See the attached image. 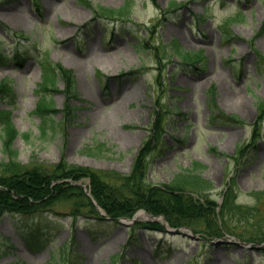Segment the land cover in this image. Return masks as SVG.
I'll return each mask as SVG.
<instances>
[{
  "label": "rangeland",
  "instance_id": "374dc122",
  "mask_svg": "<svg viewBox=\"0 0 264 264\" xmlns=\"http://www.w3.org/2000/svg\"><path fill=\"white\" fill-rule=\"evenodd\" d=\"M90 1L126 6L122 14L97 18L82 0H0V11L19 2L24 20L18 25L0 14V82L8 79L12 89L0 95V110L11 112L20 131L14 141L19 160L50 168L64 157L130 174L163 114L165 129L153 141L148 179L174 183L198 161L213 183L211 198L219 201L233 177L237 201L256 205L264 217V202L250 194L264 190V121L260 136L253 131L264 102V0ZM238 13L243 17L232 23L228 39L226 21ZM175 44L205 60L183 65ZM46 58L72 70L75 89L69 94L60 76L56 88L46 90L56 110L46 115L41 133L35 109L44 94ZM221 111L245 123L212 122L210 115ZM242 146L244 155L238 154ZM80 181L89 187V178ZM72 207L63 200L39 213L4 214L0 264H264V246L239 244L235 235L209 243L168 225L171 231L133 229L128 219L98 218L87 208L73 219Z\"/></svg>",
  "mask_w": 264,
  "mask_h": 264
},
{
  "label": "trees",
  "instance_id": "16d2710c",
  "mask_svg": "<svg viewBox=\"0 0 264 264\" xmlns=\"http://www.w3.org/2000/svg\"><path fill=\"white\" fill-rule=\"evenodd\" d=\"M82 1L92 6L89 0ZM124 8L125 6H122L117 10L99 5L94 7V10L96 17L106 18V16L122 14ZM241 19L242 15L239 13L236 17L227 20L225 29L228 39L232 36L230 33L232 23ZM173 51L186 66H194L205 60L203 53L188 51L179 44L174 45ZM60 76L68 82L67 91L72 94L75 89V77L72 70L64 67L61 62H53L50 58H46L42 63L41 90L55 89ZM11 92L10 81L6 79L0 82V95L12 94ZM213 103L216 105L215 97ZM50 110L56 109L45 92L40 96L35 109V112L41 116V133H44L47 127L46 115ZM162 117L163 114L159 116V122L156 121L153 135L136 155L130 174H121L72 164L64 157L50 168H46L42 163L34 166L23 164L18 158L19 154L14 145L20 132L12 122L11 112L0 110L4 154V158L0 159V219L7 213L22 215L39 213L63 200L72 201L71 214L74 217L83 215L81 208H87V213L100 218L96 206L84 190L64 181L87 177L90 181L91 195L112 219L122 216L131 217L137 209L144 208L152 214L164 215L172 226L191 227L204 239L230 233L248 241H264V228H261L264 217L258 214L256 205L237 201L235 179L228 181L222 202L211 198L210 193L207 192L213 188V183L202 175L201 170L204 165L198 161L189 170L180 173L174 183L154 184L148 179V156L156 148L153 141L160 140L165 129ZM211 119L212 121L221 119L223 122L245 123L238 115H229L222 111L219 114L213 113ZM263 121L264 102L261 105V114L253 125L254 135H261ZM245 151L246 149L242 146L238 154L244 155ZM250 194L257 203L264 202V190L252 191ZM247 224L255 225L254 229L245 228ZM139 225L163 230V225L158 221H137L133 226ZM240 226L243 227L239 229Z\"/></svg>",
  "mask_w": 264,
  "mask_h": 264
},
{
  "label": "bare ground",
  "instance_id": "6f19581e",
  "mask_svg": "<svg viewBox=\"0 0 264 264\" xmlns=\"http://www.w3.org/2000/svg\"><path fill=\"white\" fill-rule=\"evenodd\" d=\"M20 5V3H16L14 5H11L7 8H2L0 11V14L4 15L5 18H9L11 19L14 23L18 24V25H22V23H24V20L22 18V14L20 13V9L17 8ZM88 58V57H85ZM234 96L238 95V92H233ZM239 106L241 108H245V105L242 103V101L239 102ZM143 216H145L146 214L143 213L141 214Z\"/></svg>",
  "mask_w": 264,
  "mask_h": 264
},
{
  "label": "water",
  "instance_id": "95a60500",
  "mask_svg": "<svg viewBox=\"0 0 264 264\" xmlns=\"http://www.w3.org/2000/svg\"><path fill=\"white\" fill-rule=\"evenodd\" d=\"M77 185H80L81 187H84L85 188V186L83 185V184H81V183H76ZM154 217V216H153Z\"/></svg>",
  "mask_w": 264,
  "mask_h": 264
}]
</instances>
